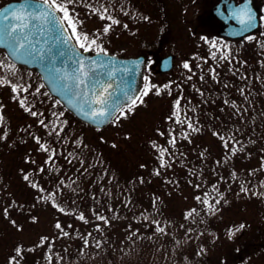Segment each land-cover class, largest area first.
<instances>
[{"label": "rangeland", "instance_id": "374dc122", "mask_svg": "<svg viewBox=\"0 0 264 264\" xmlns=\"http://www.w3.org/2000/svg\"><path fill=\"white\" fill-rule=\"evenodd\" d=\"M7 1L10 0H0V6ZM217 1L131 0L124 9L108 11L107 16L118 21L115 24L110 19H101L96 11L88 7L68 5L77 32L87 34L90 39L98 37L97 44L105 52L119 56L141 54L146 59L140 81V99L131 105V111H128L129 107L124 108L125 115L118 113L113 122L101 130L79 121L57 103L34 69L15 63L14 68L0 70V78L11 81L0 84V195H3L0 198V264H15L13 258L18 256V248L19 255L39 260L45 244L53 248L55 257L61 258L62 252L74 256L83 252L93 256L97 253L102 256L92 257L97 262L94 264H108L103 257L106 251L94 250L90 245L84 249L79 245L78 251L76 249L79 240L75 228L85 231L91 226H100L104 231L102 235L113 236L115 245L120 244L107 250L114 264H157L154 246L161 238L155 232L157 225L153 224L154 220L149 222L145 216L139 217L136 213L127 218L108 217L104 220L88 217L87 214L83 215L84 220L79 219L76 213L63 214L56 210L54 204L63 200L61 197L68 193L66 189L69 185L63 184L65 191H57L56 179L45 177L35 183L32 174H39L43 168L50 169L55 162L60 169L65 165L69 169L77 167L82 155L86 158L83 168L88 166L94 173L110 170L125 184L129 180L127 175L135 173L131 177H136L135 185L139 190L159 188L161 195L157 203L166 206L172 216L200 202L197 194L202 190L203 183L196 177L199 168L193 170L194 175L183 169L184 172H179L180 167L171 159V152L175 150H184V153L196 156L203 163L212 162L213 168H216L211 175L214 181L204 184L203 188H216L219 201L209 212L211 219H205L214 226L212 233L198 231L196 236H191L190 233L180 232L179 237H185V242L190 240V244L192 241H210L212 245L198 248L208 259V264H220L223 260L230 262L238 249L237 258L240 257L241 261L236 264H264V249L251 252L244 258L246 253L240 248L247 237L264 240V198L251 191L252 174H256L258 181L263 179L260 165L264 159V135L254 137L252 141L247 140L251 137L242 135L239 139L243 143L234 144L225 135H220L219 130L217 133L205 132L203 136L185 133L187 125L197 121L195 114L198 109L215 106L220 109V105L214 102L215 98L221 99V96H229L230 93L240 95L238 86L220 88L215 85L219 82L218 86H223L217 77L218 69L228 65L230 69L225 71L232 74L234 65L233 60L229 61L225 56L229 53L224 48L226 43L218 46L222 25L212 14ZM253 4L258 11L260 25L254 32L239 39L252 49L249 60L252 66L264 62V45H261L264 43V0H253ZM107 25L110 28L105 33ZM167 54L172 55V67L167 72H161L158 69L159 59ZM245 56L243 54L239 58L246 62L248 57ZM0 61L13 63L1 50ZM186 62L189 69L183 67ZM242 66L247 69L248 65ZM12 84L27 88V91H20L18 87L17 92H13ZM165 85L168 87L165 88ZM212 85L217 88L211 89ZM146 86L151 90L143 95ZM252 86L255 87L253 83ZM207 88L212 90V96L213 91L218 92V89L221 93L209 99L210 102L203 101L201 93L210 90ZM157 89L159 95L156 94ZM256 97L259 98L258 91ZM21 99L25 101L23 107ZM178 99L179 105H176ZM226 104L231 107L230 101ZM242 108L248 110L247 104ZM32 112L37 115L33 116ZM207 121L204 123L214 128L219 125L217 118ZM41 145L49 151H44ZM251 145L255 147L251 149ZM184 153L179 159L181 162L186 157ZM97 156L108 163L107 169L104 164L94 161ZM69 157L73 159L70 164L66 162ZM224 157L228 160L223 164L217 161ZM159 160L162 165L156 166ZM95 163L97 170L91 167ZM171 171L173 174L168 179ZM123 177H126L124 182ZM141 177L146 181L143 182ZM78 188L86 189V193L92 187L82 182ZM114 188H119V185ZM151 200L149 195L140 199L139 203L144 206ZM57 223L61 228H56ZM240 225L244 227L240 228ZM165 239H169V235ZM138 245L143 248L142 251L139 248L143 253L141 257L137 256L139 250L135 251ZM122 251L127 255L124 256ZM187 252L188 255L185 251L180 253L182 261L179 264H198L190 256L194 253L193 245L190 253L187 247ZM161 253L160 258L166 261L160 264L173 263L171 259L175 252L166 256ZM70 264L77 263L72 261Z\"/></svg>", "mask_w": 264, "mask_h": 264}, {"label": "trees", "instance_id": "16d2710c", "mask_svg": "<svg viewBox=\"0 0 264 264\" xmlns=\"http://www.w3.org/2000/svg\"><path fill=\"white\" fill-rule=\"evenodd\" d=\"M130 1L131 0H76L74 4L88 7L89 10L99 9L100 11L97 12L96 15L101 16V14H103L107 16L109 14V10L114 11L118 9H124L128 7ZM104 8H107L108 11L104 12ZM67 27L71 32V28L68 25ZM218 43V46L225 43L228 44H225L224 46V48L229 52L226 53L225 56L226 58H229V61L232 59L234 65L232 74H229L228 71H225V69H230V66L228 65H226L227 68L222 67L221 69H218L217 77H219V81H221L223 86H218L219 82L215 83V85L220 88L226 86H238L240 95L236 93L233 96L230 93L229 96H221V99L215 98L214 102L220 105V109H217L216 106L213 108L198 109L195 114L197 121L192 122V124H190L191 127L187 125V130L185 131V133H187L188 135L197 133V135L203 136L205 132L213 133L216 131L217 133V130H219L220 135H225L229 140H232L234 144H240V142L243 143L239 139L242 135L251 137L252 139L247 138V140L252 141L254 137L264 135V62L263 64L260 63L252 66V62L249 61L252 57V49L247 43L239 41V39L229 40L220 37L218 38ZM261 45H264V43H262ZM243 54H246L245 57H248L246 62H244L243 59L239 58ZM227 62L228 61H226V63ZM246 63L248 65L247 69L242 66ZM252 83L255 85V87L252 86ZM217 87L212 85L211 89L215 90V88ZM211 89L209 91L201 93L203 101L208 100V102H210L209 99L221 93L218 89V92L213 91L214 95L212 96ZM257 91L259 98L256 97ZM228 101L231 102V107L229 108L226 104L228 103ZM246 104L248 106V110H244L242 108V106H245ZM131 105L126 106L125 109ZM210 109L212 110L210 111ZM204 111H207V113H204ZM216 118L219 120L218 127L214 128L213 125L207 124V120H215ZM205 121L207 123H204ZM249 147L252 149L255 146L251 145ZM183 153L184 150H175L171 152V159H173L172 162H174L175 165L178 166V168L180 167L179 172L187 171L189 175H194V169H200L199 173H196V177L203 181L201 188L202 190L197 194V197L200 198L197 200L200 202L191 207L189 210H186L181 214L172 216L168 214L166 206H164L161 202L157 203V199L161 195V190H159V188L152 187L149 190L147 188L139 190L137 185H135L137 184L135 180L136 177H131L135 175V173L127 175L129 179L128 184L121 183V179L116 176V173L109 172L110 170L101 171L100 173H94V170L92 171V169H90V167L88 166H85L83 168L82 164L83 162L86 163V158L82 155H80L79 157L77 167H71L69 169V167L65 165L63 169H60V167H57L59 166L58 162H55L54 164H52L50 169L43 168L38 172L39 174H32V181L36 183L39 179H56V182H58L57 191L64 190L65 186L69 185V188L66 189V192L68 191V193H66L64 197H61L63 200L59 203L54 202L56 210L60 211L63 214L76 213L79 217L81 215L87 214L89 215L88 217H93L95 219H98L99 216H103L106 219L108 217L127 218V216H129L130 214L136 213L139 217L145 216L149 222H152V220H154L153 224L157 225V227L155 228V232L161 238L160 242L154 246L155 254L157 257V259L154 258V260L157 261V264H160V262L162 263V261H166L160 258V254H162L161 252H163L165 256L170 253L173 254L175 252V256L171 259V262H173L172 264H179V262L182 261L181 257H179L180 253L185 251V253H187L188 255L187 247L189 248L190 253L192 245L194 246V253H191L190 256L194 259L193 262H198V264H208V259L203 255L201 251H199L198 248L204 247L205 244L212 245L211 242L206 239L205 241L207 243L199 240L200 242L192 241V243L190 244V240L188 242H185L184 240H186V238L179 237V233H190L191 236H196L198 231H209V233H212L214 226L212 225L211 221L209 222V220L207 221L205 219L210 218V210H213L216 207V188H212L210 186L203 188V186L204 184L214 181L211 175H214V171L216 168H213L211 161L203 163V161L199 160L196 156L190 157L187 153H184L186 157L183 158L184 160H182L181 162L180 160ZM226 153L228 154V150L226 151ZM201 159H203L202 156ZM72 160L73 159L69 157L66 162L70 164L72 163ZM227 160L228 159L226 157L220 158L219 160L217 159V161L222 164ZM94 161L97 162V164H104L105 169L108 168V163L103 162L99 156H97ZM192 163L195 164L192 165ZM97 164H92L91 167L97 170ZM160 165H162L161 160H159V163H156V166ZM260 166L263 169V179H261V181H258L256 174H252L251 191L252 194H255L257 192L256 194H260L264 198V159L262 160ZM181 169H183L184 171ZM112 173L113 175H111ZM227 173L229 175V169ZM172 174L173 172L171 171L168 175V179H171ZM108 176L109 178H107ZM141 178H137V180H140ZM125 179L126 177H123V182ZM142 181L145 182L146 178H142ZM82 182L89 184L92 187L86 193L84 191L86 189L78 188L79 185L82 184ZM63 184H65V186ZM116 184L119 185V188H114ZM120 184L122 188L120 187ZM149 195L152 196V200L150 201V203L144 206L140 205V199H143L144 197ZM1 197H3V195H0V198ZM52 197L53 196L51 195L50 201H52ZM205 200L208 201L207 204L204 203ZM139 208L141 210H139ZM61 209H63V211H61ZM189 213H191V215H189ZM201 217H204V219L199 220ZM159 228H163L164 231L160 232L158 230ZM75 229L76 238L77 240H79V243L76 247L77 251L78 247L80 246L81 248H86L90 245L94 250L106 251L103 257H106L108 264H114V261H112V256L108 253L107 250H110L113 247H118L120 246V244L115 245V239L113 238V236L107 237L106 235H102L104 231L103 228H100V226H91L85 231L83 228ZM166 235H169V239H165ZM193 238L195 237H192V239ZM141 246L142 245H138L135 248V251L139 250V254L137 255L138 257H141L143 255L142 252L140 253V249L141 251L143 250ZM52 249L53 248L49 244H45L44 250L38 256L39 260L38 258L36 260L35 258L31 260L27 259L24 255H18L14 259L15 264H70V262L72 261L77 264H94L97 262H95L93 258L102 256L100 253V255H97L96 253L93 256L89 254V252H78L80 256H74L72 253L62 252L60 254L61 258H59L58 256L55 257L53 255ZM197 249L198 252L196 255ZM122 254L124 255L123 251ZM237 255V253L233 254L232 261H236V258L238 257ZM245 256H248V253H246ZM38 261H40V263H37ZM183 261H187V259H184ZM225 261L226 260H223L220 264H227L228 261ZM100 263L104 262L101 261Z\"/></svg>", "mask_w": 264, "mask_h": 264}, {"label": "snow or ice", "instance_id": "6c2138e0", "mask_svg": "<svg viewBox=\"0 0 264 264\" xmlns=\"http://www.w3.org/2000/svg\"><path fill=\"white\" fill-rule=\"evenodd\" d=\"M75 2L76 0H23L21 4L14 7L10 5L8 8L0 9V47L7 49V56L13 61L11 64L0 61V70L14 68L15 62L40 64L45 72L43 79L51 89L59 93L69 105L79 109L86 117L97 119L116 112L123 116L126 113L124 106L120 103L121 99L130 100L132 105L140 99L139 96L129 97V92L135 91L132 88L131 78L123 80L124 74L133 70L127 67L115 68V58L105 59L108 54L97 44L98 37L90 39L87 34L81 35L77 32L76 22L69 14L68 8V5ZM94 11L100 10L94 9ZM103 11L108 10L104 8ZM100 18L110 19L113 24L118 23L111 16L101 14ZM232 18L238 21L241 33L255 26L254 14L250 9L242 8L234 12ZM65 24L71 28V35L67 34L68 28ZM109 28L110 25L105 26L104 32L107 33ZM73 40L75 44L72 43ZM78 49H83V53L95 51L96 56H86ZM134 63L138 66L142 62ZM183 67L189 69L190 66L186 62ZM117 72L121 73L123 86L117 85V88L113 89L112 82ZM4 83H11V81L0 78V84ZM18 87L20 91H27V88L12 84L13 92H17ZM164 87L167 88L168 85ZM150 90L151 88L146 86L143 95H147ZM36 91L39 92V88ZM116 91L120 92L119 96L116 95ZM156 94L159 95V89ZM140 102L142 103V100ZM20 103L23 107L25 101L21 99ZM176 105H179V99ZM128 111H131V106ZM31 114L37 115L36 112ZM40 123L44 122L41 120ZM37 142L39 143L38 138ZM41 148L49 151L44 145H41ZM24 179L27 180L28 176L25 175ZM197 199L200 198L197 197ZM204 203L207 204L208 201L205 200ZM216 203L218 204L219 201L217 200ZM79 219L84 220V216L81 215ZM98 219L105 218L99 216ZM243 227L244 225H240V228ZM56 228H61V225L57 223ZM158 230L164 231L163 228ZM19 254L18 248L17 255Z\"/></svg>", "mask_w": 264, "mask_h": 264}, {"label": "water", "instance_id": "95a60500", "mask_svg": "<svg viewBox=\"0 0 264 264\" xmlns=\"http://www.w3.org/2000/svg\"><path fill=\"white\" fill-rule=\"evenodd\" d=\"M224 0H221L217 5H215V8L213 9V12L222 20H224V22L227 23V25L224 27V30L222 31V34L231 38H237V37H241L243 35H245L246 33H249L251 31H253L254 29L257 28L258 24H259V19H258V15H257V11L254 8L253 4H252V0H242L239 3H235L234 0H226L227 4H226V9L228 12V15L224 16L220 13V7H221V3ZM23 2V0H11L6 2L4 5L0 6V9H4V8H8L10 5L11 6H16L18 4H21ZM250 9L251 13L254 14V18H255V26L253 28H251L248 31H245L243 33H241L239 31L240 25L238 23V21L233 17V13L236 11H239L240 9ZM59 15V14H58ZM229 19L233 20V23H229ZM66 27V25H65ZM67 28V27H66ZM68 35H70L69 31L67 33ZM73 44H75L74 40L72 41ZM3 48L5 50V53L7 55V49H5L4 47H0ZM79 51H81L83 53L82 50L78 49ZM86 56H90V57H95L96 56V52L95 53H83ZM108 56L105 57V59L114 57L115 58V68L118 69H123L125 67L132 69L133 71L124 74L123 76V80H127L129 77L131 78V80L133 81L132 84V88L135 89V91H130L129 92V97H136L139 91V86H140V79H141V73H142V69H143V65H144V60L145 57L143 55H137V56H118L115 54H110L107 53ZM103 55V54H101ZM10 60L11 58L8 57ZM12 61V60H11ZM134 62H142L139 63V65L137 66L136 63ZM15 63H19V64H23L29 68H33L35 69L41 78L42 83L45 85L46 89L49 91L50 94H52L53 96H55L63 105L64 107L69 110L72 114H74V116H76L78 119L82 120L83 122L97 127V128H102L104 126H106L117 114V112L115 114L112 115H107L105 117H101V118H97V119H92L89 117H86L85 115L82 114V112L69 105L67 103L66 100H64L59 93L54 92L50 85L43 79L44 77V68L42 65L40 64H35V63H24V62H15ZM172 67V55L171 54H167L165 56H163L162 58H160L159 60V71L161 72H165L168 71L170 68ZM111 82V81H110ZM113 83V89L117 88V85L123 86L122 85V77H121V73L117 72L115 77H114V82ZM116 95L119 96L120 92L116 91ZM120 103L124 106L126 104L131 103L130 100L127 99H121ZM103 121V122H100Z\"/></svg>", "mask_w": 264, "mask_h": 264}, {"label": "flooded vegetation", "instance_id": "af4514ba", "mask_svg": "<svg viewBox=\"0 0 264 264\" xmlns=\"http://www.w3.org/2000/svg\"><path fill=\"white\" fill-rule=\"evenodd\" d=\"M240 0H235V2H239ZM226 4H227V1L224 0V2L221 3V7H220V13L224 16L228 15V12H227V9H226ZM219 20V19H218ZM221 25H222V29L219 31V33L223 30V27L225 26V23L223 22L224 20H219ZM229 22H232L231 19H229ZM258 237H255V238H252V237H247L245 242L242 244L243 247H240L242 248L243 252L245 253H251V252H254V251H258V250H262L264 249V240H260L262 238H258ZM257 239V240H256ZM239 249L237 251H235L234 253H239ZM247 256H244V258H246ZM238 259V260H237ZM227 261V260H226ZM241 261V258H236V261H230L228 262L227 264H230L231 262H233L234 264L236 263H240Z\"/></svg>", "mask_w": 264, "mask_h": 264}]
</instances>
